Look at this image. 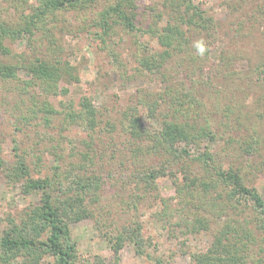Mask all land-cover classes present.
I'll use <instances>...</instances> for the list:
<instances>
[{
  "label": "trees",
  "instance_id": "1",
  "mask_svg": "<svg viewBox=\"0 0 264 264\" xmlns=\"http://www.w3.org/2000/svg\"><path fill=\"white\" fill-rule=\"evenodd\" d=\"M99 1L102 0H0V114L3 107L11 105L8 92L15 89L17 98L10 107L24 111L23 122L36 120L39 112L45 114L44 124L61 115L62 131L75 127L86 133L88 141H82L85 151L79 152L84 163L88 161V149L94 150L97 136L108 137L110 143L123 138L130 173L127 178L134 198L127 203L129 209L138 211L140 201L151 196L159 202L154 216L174 237L208 232L210 246L191 251V264H264V199L247 185L258 166L253 159L262 154L264 147V114L254 113L257 117L251 121L249 113L256 104L264 109V92H260L264 89V13L250 21L247 33L241 36L245 40H236L247 48L251 81H246L248 72L225 67L230 59L237 61L241 51L231 50V56L219 53V63L213 67L215 75H221L224 81L215 86L208 101L217 106L223 99L228 122L225 125L205 114L208 103L199 93L197 85L202 83L196 78L195 68L184 70L188 83L174 84L170 82L171 75L167 77L170 70L176 76L181 72L169 66L174 57L196 59L193 52L199 50L193 45L201 44L202 54L208 55L220 23L193 0H160L159 9H154L151 22L145 25L135 23L136 3L141 0H103L105 6L92 24L102 33L95 36L102 45L107 44L102 36L120 25L137 39L149 36L156 40L161 52L141 55L136 62L139 70L161 74L165 84L162 91L154 94L138 90L136 102L121 113L115 124L108 119L104 123L103 114L86 96L77 102L63 100L80 78L78 66L64 56L61 40L56 38L71 23L62 16L73 11L84 20ZM258 8L264 12L263 3ZM236 31L241 34V30ZM17 42L25 48L8 47ZM36 42H45L43 51L35 50ZM141 47L144 51V45ZM112 56L117 70L125 72L119 55L112 51ZM243 87L247 93L258 95L248 101V94H238L240 88L243 93ZM56 100L59 109L52 106ZM199 115L202 120L197 119ZM221 126L227 127L226 131H219ZM231 128L243 129L245 136L232 137L227 134ZM215 142L236 144L237 151L229 156L238 163L226 160L224 148L222 153L214 150ZM12 151L11 160L0 156V176L12 187L18 185L22 195L35 194L39 199L19 219L7 218L0 235V264H80L69 224L89 215L83 208L84 201L99 202L105 177L93 171L86 175L89 170L84 163L69 164L70 168L63 171L54 166L56 173L33 177L32 172L39 173L40 166L26 159L17 140ZM61 160L57 156L56 161ZM163 177L170 179L175 188L176 208L169 203L173 196H160L157 180ZM130 225V230L114 234L109 242L114 261L124 244H131L136 260L132 264H137L148 255L145 250L149 244L143 238L140 222L134 220ZM98 260V264H104ZM154 264L164 263L156 259Z\"/></svg>",
  "mask_w": 264,
  "mask_h": 264
},
{
  "label": "rangeland",
  "instance_id": "2",
  "mask_svg": "<svg viewBox=\"0 0 264 264\" xmlns=\"http://www.w3.org/2000/svg\"><path fill=\"white\" fill-rule=\"evenodd\" d=\"M159 3L160 0L138 1L135 10V23L145 25L151 22L154 9H159ZM193 3L220 23V29L217 30L216 38L209 46L207 56L194 50L193 56H197L195 60H191L185 55L174 57L169 66L181 72L176 76L170 70L167 77L171 75L170 82L174 84L178 82L188 83L184 70L187 68L192 69L191 67L195 68L196 78L202 83L200 85L199 82L197 85L199 91H201L199 93L208 103L205 114L216 119L218 123L227 125L228 122L226 123V117L223 113V99L221 104L217 106L208 101L215 86L222 84L224 81L221 75H215L213 67L219 63L217 58L219 53L224 52L231 56L229 53L231 50L241 51L239 52V59L232 62L229 58V64L225 67L234 71L243 70L246 73L248 72L245 75L247 77L246 81H251L249 80V65L246 60L248 54L245 50L247 48L244 45L237 44L236 40L239 37L240 40H245L241 36L247 33L246 30L250 21L264 13L258 8L260 3L264 4V2L262 0H193ZM104 6L105 1H99L84 20L77 16L76 12L65 13L62 18L71 22L70 26L61 36L56 34V38L61 40L64 56L68 57L79 68V83L71 85V94L63 99L64 102H77L80 97L86 96L91 99L93 106L103 114L104 123L108 119L116 124L117 119L121 117V113L136 102V92L138 90L154 94L162 91L165 84L161 82V79H163L161 74H148L143 70H139V64L136 62V58L141 55L146 56L150 53L161 52L156 40L151 39L149 36L137 39L131 33H127L122 26L115 25L109 35L107 34L109 38L106 35L102 36L107 44H101L95 33L101 34L102 32L93 28L92 24L95 22V15ZM163 24L164 22L159 23V25ZM236 30H241V34L238 35ZM36 37H38V34ZM42 43L45 44V42ZM43 44L36 42L33 45L35 50L40 52L44 50ZM142 45H144V51ZM193 46L197 47V44ZM8 47L19 50L25 48L24 44L19 42L8 45ZM111 50L116 55L118 54V58L125 64V72L117 70ZM245 88L242 89L243 93L239 92L241 88L238 89V94L240 96L248 94V101L252 100L254 95H258L252 92L247 93ZM16 92L15 89L8 92L9 97H12L11 105L8 109L3 107V112L0 114V156L3 159L11 160L12 148L15 140H17L20 152L26 154V159L40 166L39 173H35L33 171L34 167L29 162L33 177L56 173L57 171L53 170L54 166H60L61 171H63L70 168L68 167L69 164H83L80 153L85 151V145L82 141H88L86 133L75 127L72 130L62 131L61 115L55 116L49 121V124H44L42 119L45 114L39 112L36 120L29 119L27 122H23L21 113H24V111L11 109L13 101L17 98ZM260 92H264V89ZM52 106L54 109L61 107L60 104H57V100L56 103L53 101ZM260 106V104H256L252 110L251 108L246 109L251 110L249 111L253 116L250 119L251 121L258 114H264V109L259 108ZM256 108L259 110H255ZM254 113L257 115H254ZM233 118L234 116L229 119ZM197 119L202 120V115H199ZM225 128L227 127L221 126L219 131H226ZM227 134L240 138L245 136V131L243 129L235 131L234 128H231L227 131ZM100 138L98 136L95 138L94 150L90 149L89 151L88 149V161L84 163L86 169L89 170L85 172L86 175L93 171L94 174L100 175L102 178L105 177L100 189L99 202L89 204L88 201H84L83 208L89 215L69 224L71 238L76 243L79 263L98 264V259L103 260L104 264H132V262H135L134 247L129 243H125L118 251V260L114 261L109 239L114 234L122 232V230H130L131 222L138 220L142 225L143 238L149 246L145 250L148 255L143 257L142 261L137 264H154L156 259L162 260L164 264H191L189 254L191 251L203 250L210 246L211 237L209 233L201 232L188 236L183 234L180 237H174L169 229L163 227L154 216V213L159 211V202L151 196H147L146 200L140 201L138 211L134 212L129 209L127 203L134 198L132 184H130L131 180L127 178L130 173L127 163V149L122 144L124 140L120 138L110 143L108 137L102 136ZM65 140H71L72 142L68 144ZM232 145L228 146L221 142H215L213 149L221 152L224 148V153L227 154L226 160L236 164L238 160L229 156V154L235 153L238 146L233 143ZM117 150L120 151V154ZM261 153L260 156L253 159L254 164L258 166L255 167L257 170H253V174L249 176L247 185L254 187L264 199V147ZM57 156L62 158L60 162L56 161ZM157 186L160 196H173L174 199L169 202L170 206L172 208L178 207L175 188L170 179L167 177L158 179ZM38 199L39 197L35 194L22 195L18 185L12 187L6 179L0 176V235L8 217L19 219L29 207L38 202ZM202 214L207 215L208 212ZM176 234H178V231H176Z\"/></svg>",
  "mask_w": 264,
  "mask_h": 264
},
{
  "label": "clouds",
  "instance_id": "3",
  "mask_svg": "<svg viewBox=\"0 0 264 264\" xmlns=\"http://www.w3.org/2000/svg\"><path fill=\"white\" fill-rule=\"evenodd\" d=\"M197 48H198L199 52L202 54L204 51L203 46L201 44H198Z\"/></svg>",
  "mask_w": 264,
  "mask_h": 264
}]
</instances>
